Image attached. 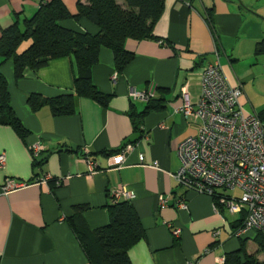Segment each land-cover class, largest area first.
I'll list each match as a JSON object with an SVG mask.
<instances>
[{"label":"crops","instance_id":"0c3cea01","mask_svg":"<svg viewBox=\"0 0 264 264\" xmlns=\"http://www.w3.org/2000/svg\"><path fill=\"white\" fill-rule=\"evenodd\" d=\"M50 1L0 0V37L17 22L23 27L24 20ZM63 1L71 13L77 12L78 0ZM255 11L248 0H165L154 29L158 40H128L125 47L134 59L122 74L117 75L112 52L101 51L93 82L102 93L112 95L108 107L77 98L76 114L70 117H54L49 107L33 112L28 98L74 93L73 60H54L16 79L13 63L0 59L11 105L30 132L23 141L13 128L0 125V155L7 158L0 171V264H91L69 219L75 206L88 205L82 222L92 231L106 226L107 206L112 204L109 192L119 186L135 195L132 205L145 229V238L129 251L133 264H225L227 255L239 251L242 244L248 256L263 263L264 253L255 241L258 232L243 239L236 235L234 223L241 215L229 218L215 198L182 189L175 179L181 167L179 147L197 135L199 127L175 112L183 105L182 90L186 88L192 103H198L204 71L217 62V54L227 82L243 88V106L249 101L248 88L262 79L264 53L256 49L264 41V30L259 29L264 19ZM62 25L98 32L87 20ZM26 43L25 49L30 46ZM152 85L164 109L150 111L135 125L132 115L140 116L148 103L134 101L129 93L147 91ZM256 111L260 115L264 109ZM38 142L50 153L43 169L34 168L30 150ZM129 144L134 148L123 168L116 170L115 155ZM84 149L97 164L94 174L82 159ZM45 174L63 178V185L35 182L9 194L2 192L7 179L27 183ZM161 196L170 198L167 207H160ZM179 197L188 203V211L176 207ZM168 225L180 228V237ZM250 243L254 252L248 251Z\"/></svg>","mask_w":264,"mask_h":264},{"label":"trees","instance_id":"16d2710c","mask_svg":"<svg viewBox=\"0 0 264 264\" xmlns=\"http://www.w3.org/2000/svg\"><path fill=\"white\" fill-rule=\"evenodd\" d=\"M164 9L165 0H78L77 12L71 13L63 0H52L42 4L32 18L24 20L23 27L17 22L3 30L0 37V59L3 63H13L16 79L23 78L28 70L37 72L43 69L54 60H73L74 93L54 98L32 94L28 98V106L33 112L49 107L54 117H70L76 114L77 98L90 99L108 107L112 95L102 93L93 82V69L99 63L101 51L112 52L117 75L122 74L134 59V54L125 47L126 42L158 40L154 36V29ZM69 20L77 23L87 20L98 28V32H80L62 25ZM26 42L30 46L20 52ZM256 51L264 53V41L258 44ZM147 103L145 112L140 116L132 115L135 125L150 111L164 109L163 101L154 99ZM257 116L264 122V111ZM0 125L13 128L23 141L30 135L11 105L9 84L1 70ZM139 128L137 124L136 130ZM49 156L50 153L44 151L39 158H34V168L43 169ZM42 177H35L27 184L35 183ZM55 182L56 179H53L49 184L57 187ZM109 197L112 204L107 206L109 223L106 226L94 231L89 229L82 222L83 214L89 210V206L77 205L69 219L70 227L91 264H133L129 251L145 238V229L132 202L114 203L110 192ZM240 215V220L234 223L237 232L245 222L246 214ZM255 241L264 253L263 235L257 233ZM242 246L239 251L227 255L225 264H264L256 256H248L244 244Z\"/></svg>","mask_w":264,"mask_h":264},{"label":"built area","instance_id":"2783aa9c","mask_svg":"<svg viewBox=\"0 0 264 264\" xmlns=\"http://www.w3.org/2000/svg\"><path fill=\"white\" fill-rule=\"evenodd\" d=\"M163 44V41H160ZM217 54V62L208 65L202 78L200 99L194 105L186 88L182 90L183 105L175 112L187 122L198 125V134L185 139L178 151L181 167L175 175L182 189L208 195L220 200L222 208L231 216L245 213L243 227L237 237H244L257 231L264 237V124L254 113L245 111L241 102L243 88L232 87L226 80ZM117 76L113 77L116 80ZM129 96L134 101L149 102L156 99L157 87L152 85L147 91L131 89ZM132 145H126L115 155V169L123 168ZM34 158L45 151L38 142L30 147ZM90 151L84 149L82 159L90 173L98 167L91 158ZM143 160V156H140ZM5 154L0 155V171L6 167ZM56 179V186L63 184V178L44 175L38 184H49ZM25 182L7 179L2 188L4 194L27 187ZM114 203L132 202L135 195L125 186L110 192ZM170 198L161 196L160 207H167ZM176 207L188 211V203L183 197L176 199ZM218 209V208H217ZM172 229L171 225H168ZM181 229H172L175 237H180ZM219 233H215L217 236Z\"/></svg>","mask_w":264,"mask_h":264},{"label":"rangeland","instance_id":"374dc122","mask_svg":"<svg viewBox=\"0 0 264 264\" xmlns=\"http://www.w3.org/2000/svg\"><path fill=\"white\" fill-rule=\"evenodd\" d=\"M120 2L124 0H119ZM251 2L255 9H256V15L259 16L262 20L264 19V0H248ZM261 31L264 30V27L259 28ZM28 46V43L24 44L22 48H20V52L24 51V49ZM26 50V49H25ZM260 69V68H259ZM261 72L259 75L262 77L258 82H256L254 85L250 86L248 88L250 94L248 95V103L244 106V109L247 112L254 113L256 110L260 112L261 110L264 109V67L261 68ZM244 94V93H243ZM255 109H253V107ZM256 111V112H257ZM256 114V113H254ZM227 216L229 218H235V216H231L228 212H226ZM237 241H239L237 238H235ZM240 243V242H239ZM254 245L250 243L248 246V251L249 252H254Z\"/></svg>","mask_w":264,"mask_h":264}]
</instances>
